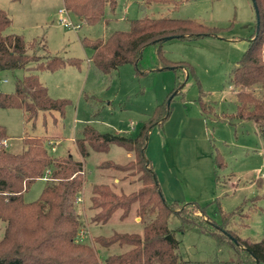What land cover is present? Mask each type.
<instances>
[{
	"label": "rangeland",
	"instance_id": "374dc122",
	"mask_svg": "<svg viewBox=\"0 0 264 264\" xmlns=\"http://www.w3.org/2000/svg\"><path fill=\"white\" fill-rule=\"evenodd\" d=\"M0 7L12 19L8 33L22 34L27 40L36 39L29 53L37 58L60 55L82 59L81 69L69 66L37 72L52 97L68 100L64 118L54 111L45 116L41 114L34 123H26L22 110L0 108V125L12 138L23 137L25 133L58 137L55 150L49 146L53 154L71 153L85 161L84 187L76 202L83 222L80 239L95 243L94 238L99 235L110 236L115 231L142 234L144 228L137 204L125 219L121 218L122 209H117L108 223L91 222L96 213L90 209L93 185L108 184L117 193L129 194L141 188L142 183L138 172L102 166L107 160L118 164L133 160L134 156L122 146L112 144L106 152L91 151L85 160L76 146L81 129L91 125L99 132L134 137L155 108L171 95L174 96L171 122L180 130L177 137L171 133L174 137L171 138L165 125L169 135L166 161L173 165L180 185L174 184L177 176L169 172L167 175L162 169L157 170L163 182L161 188L168 201L197 202L206 208L204 212L189 207L186 220L176 214L170 216L169 227L180 242L179 255L187 264H254L243 249L234 245L233 239L236 236L251 241L264 238V131L254 121L231 118L237 109L232 71L248 49L250 36L255 31L257 15L253 1L117 0L116 11L107 16L112 19L94 25L79 22L66 9L64 0H0ZM144 16L195 19L222 28L219 37L193 42L172 38L163 43L166 57L191 63L199 82L192 75L186 80L181 69H160L154 45L147 46L143 52L141 67L145 73H138L131 63L108 74L89 66L93 50L83 44L85 37L107 38L116 30H129L131 20ZM64 19L79 23L80 27L65 26L61 23ZM28 73L25 69L1 71L0 76L8 81L0 84V90L13 91L17 79ZM179 80L185 83L183 93L174 91ZM255 93L264 98V88L256 87ZM199 98L208 107L204 125V118L198 114ZM153 129L158 132L153 137L160 145L165 132L157 131V127ZM150 137L147 156L160 167V157L153 152L157 144L152 142L151 133ZM7 145H13L12 139ZM218 150L225 155L228 169L216 171ZM230 171L234 174L229 175ZM165 176L173 183L169 190ZM262 176V184L258 185L257 179ZM45 184V179H38L25 193V201L37 199ZM169 193L175 198L169 199ZM3 229L0 222V236ZM96 247L102 261L109 253H121L129 248L114 244L108 251L98 243Z\"/></svg>",
	"mask_w": 264,
	"mask_h": 264
},
{
	"label": "trees",
	"instance_id": "16d2710c",
	"mask_svg": "<svg viewBox=\"0 0 264 264\" xmlns=\"http://www.w3.org/2000/svg\"><path fill=\"white\" fill-rule=\"evenodd\" d=\"M255 1L259 10L255 31L250 36L248 49L232 71L237 109L231 118L254 121L264 131V98L255 93L256 87L264 88V0ZM64 5L82 22L94 25L112 19L107 16L116 11L117 0H64ZM11 24L10 15L0 7V72L25 69L29 73L17 79L13 91L0 90V108L22 110L26 123H34L41 114L45 116L54 111L64 118L68 100L52 97L37 72L69 66L80 68L82 59L60 55L37 58L29 53L36 39L27 40L22 34L8 33ZM130 24L129 30H116L107 38L83 39V44L93 50L91 66L108 74L131 63L138 73H145L141 67L143 52L147 46L154 45L160 69H181L186 80L192 75L199 82L191 63L166 57L163 43L170 36L192 42L219 37L222 30L187 18L144 16L131 20ZM184 85L182 80L177 81L174 91L183 93ZM170 96L155 108L134 137L99 132L86 125L76 138L78 151L85 160L91 151L106 152L112 144L125 148L134 156L133 160L126 164L107 160L102 166L138 172L142 183L141 188L129 194L117 193L108 184L93 185L90 209L96 213L91 217L92 223H108L117 209H122L121 218L125 219L137 204L138 216L144 224L142 234L115 231L110 236H96L95 243L80 239L83 222L76 202L84 187L85 161L71 153L53 154L51 149H55L54 143H59L58 137L25 133L15 139L0 125V222L4 227L0 236V264H187L179 255L180 242L169 227V218L176 214L186 220L189 207L204 212L206 208L197 202L168 201L147 156L151 131L154 127L161 128L172 113L174 96ZM199 103L205 113L207 103L202 98ZM9 139H12L11 147L6 144ZM216 159V171L224 169V156L218 152ZM261 178L257 179L258 185L262 184ZM38 179L46 181L39 197L25 201V193ZM219 209L224 212L222 207ZM235 238L234 245L243 249L254 264L264 263V238L260 241ZM97 243L108 251L114 244L129 248L121 253H109L102 261Z\"/></svg>",
	"mask_w": 264,
	"mask_h": 264
},
{
	"label": "crops",
	"instance_id": "0c3cea01",
	"mask_svg": "<svg viewBox=\"0 0 264 264\" xmlns=\"http://www.w3.org/2000/svg\"><path fill=\"white\" fill-rule=\"evenodd\" d=\"M79 22H82L81 20H79ZM105 22H107V21H105ZM61 23H62V21H61ZM90 64V63H89ZM89 66H91V64L89 65ZM82 67V66H81ZM81 67L79 68V69H81ZM65 69V68H64ZM40 75V74H39ZM199 109H198V114H201L202 115V117L204 118V123H203V125L205 124V122H206V116H205V113L202 111V108H201V106H200V103H199ZM172 118V115H170V117L166 120V122L162 125V127L161 128H159V127H157V131H159V132H163V134H164V132H165V135L164 136H162V140H160V145H159V143H158V141H156V139L153 137V135L155 134V133H158V132H156V131H154V129L151 131V136H152V142H155L157 145H155L154 144V147L155 148H153V152H155L156 154H157V156L158 157H160V161H161V163H160V167H158V165H156L155 164V162H152V164H153V166H154V169H155V171L157 172V174H159V172H160V170H164L166 173H167V175H168V172L169 173H172L173 174V176L174 177H176L177 176V174H176V172H174V168H173V165H171L169 162H167L166 161V159L168 158L167 157V155H166V145H167V143H168V140H169V135H170V137L171 138H174V137H177V135H179V133L177 132V131H179L180 130V128H179V126H178V129L176 130L175 129V124H173L174 122H171V119ZM180 122V121H179ZM165 125H166V127H168V130H169V135L168 134H166L167 133V131H165ZM191 130V129H190ZM171 133H172V136H174V137H172L171 136ZM190 133H191V131H190ZM157 137H159V136H157ZM153 138H154V140H153ZM160 138V137H159ZM151 142V137H150V139H149V142H148V146H149V148H150V145L149 144H151L150 143ZM55 150V149H54ZM147 152H148V147H147ZM218 152H220L219 150H218ZM225 156V155H224ZM152 161V160H151ZM227 167L225 166V168L224 169H222V170H225ZM228 169V168H227ZM159 172H158V171ZM230 173V174H229ZM228 174L229 175H233L234 173L232 172V171H230ZM263 175V174H262ZM159 178H160V182H161V186H162V184H163V182H162V180H161V177H160V175H159ZM262 178H263V176H262ZM171 181L172 180H170L169 182H168V180H167V176H165V184H166V186H167V189L169 190L170 189V186L173 184V183H171ZM174 184H178V185H180V183H179V177L177 176L176 177V180H174ZM166 196H167V194H166ZM169 199H173V198H175V196H173V194L172 193H169L168 194V196H167Z\"/></svg>",
	"mask_w": 264,
	"mask_h": 264
},
{
	"label": "built area",
	"instance_id": "2783aa9c",
	"mask_svg": "<svg viewBox=\"0 0 264 264\" xmlns=\"http://www.w3.org/2000/svg\"><path fill=\"white\" fill-rule=\"evenodd\" d=\"M59 12L62 13L63 10L60 9ZM62 24L65 25V26H73L74 28L80 27V24L79 23H73L71 20H66V19L62 20ZM6 81H8L7 78H3V77L0 76V84L2 82H6Z\"/></svg>",
	"mask_w": 264,
	"mask_h": 264
},
{
	"label": "water",
	"instance_id": "95a60500",
	"mask_svg": "<svg viewBox=\"0 0 264 264\" xmlns=\"http://www.w3.org/2000/svg\"><path fill=\"white\" fill-rule=\"evenodd\" d=\"M252 1H253V4H254V7H255L256 15H257V17H258V15H259V10H258V7H257V3H256L255 0H252ZM172 38H173V37L170 36V37H167L166 39H172Z\"/></svg>",
	"mask_w": 264,
	"mask_h": 264
}]
</instances>
